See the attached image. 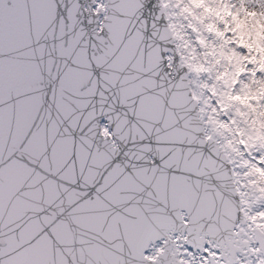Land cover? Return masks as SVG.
<instances>
[{
  "label": "snow or ice",
  "instance_id": "6c2138e0",
  "mask_svg": "<svg viewBox=\"0 0 264 264\" xmlns=\"http://www.w3.org/2000/svg\"><path fill=\"white\" fill-rule=\"evenodd\" d=\"M0 264H264V0H0Z\"/></svg>",
  "mask_w": 264,
  "mask_h": 264
}]
</instances>
